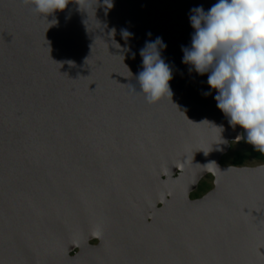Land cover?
Returning a JSON list of instances; mask_svg holds the SVG:
<instances>
[{"label":"water","instance_id":"1","mask_svg":"<svg viewBox=\"0 0 264 264\" xmlns=\"http://www.w3.org/2000/svg\"><path fill=\"white\" fill-rule=\"evenodd\" d=\"M217 2L69 0L43 19L0 0V264H264V165L220 164L243 129L182 63L190 10ZM157 37L171 96L147 103L129 85Z\"/></svg>","mask_w":264,"mask_h":264},{"label":"clouds","instance_id":"2","mask_svg":"<svg viewBox=\"0 0 264 264\" xmlns=\"http://www.w3.org/2000/svg\"><path fill=\"white\" fill-rule=\"evenodd\" d=\"M108 2L111 5V0ZM31 3L45 19L65 9L69 0ZM190 12L194 32L190 47H182V63L199 75L208 74L207 84L216 91L217 108L230 126L243 129L240 138L264 155V0H218L207 12L202 6ZM122 35L127 38L132 34L122 30ZM164 48L166 44L157 37L140 49L142 71L136 76L139 90L136 85L129 87L142 94L147 103L158 102L166 94L171 96L172 73L161 58ZM135 55L132 53L133 58ZM204 95H211V91Z\"/></svg>","mask_w":264,"mask_h":264},{"label":"rangeland","instance_id":"3","mask_svg":"<svg viewBox=\"0 0 264 264\" xmlns=\"http://www.w3.org/2000/svg\"><path fill=\"white\" fill-rule=\"evenodd\" d=\"M242 135H243V131H242ZM251 148L252 146L246 144L243 139H241V141L239 142H231L230 148L228 152L224 156H222L220 164L224 167L234 166L233 161L235 160L237 154H240L246 156L241 166L256 167V166L264 165V159L259 160L252 157V155H250ZM212 187H213V177L211 175H207L201 180L197 190L190 195V198L195 199L198 196H203L210 189H212Z\"/></svg>","mask_w":264,"mask_h":264},{"label":"trees","instance_id":"4","mask_svg":"<svg viewBox=\"0 0 264 264\" xmlns=\"http://www.w3.org/2000/svg\"><path fill=\"white\" fill-rule=\"evenodd\" d=\"M250 155L252 157L262 160L264 159V155H261L260 153L253 151L252 148L250 149ZM246 156L237 154L235 160L233 161L234 166H241Z\"/></svg>","mask_w":264,"mask_h":264},{"label":"flooded vegetation","instance_id":"5","mask_svg":"<svg viewBox=\"0 0 264 264\" xmlns=\"http://www.w3.org/2000/svg\"><path fill=\"white\" fill-rule=\"evenodd\" d=\"M201 196H198L197 198H200ZM196 199V198H195ZM89 244L90 245H96L97 244V240H92V241H89ZM75 252H77V249H75V251H73L71 253V255H73Z\"/></svg>","mask_w":264,"mask_h":264}]
</instances>
